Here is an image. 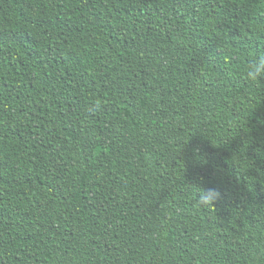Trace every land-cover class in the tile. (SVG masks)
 <instances>
[{
    "label": "trees",
    "instance_id": "1",
    "mask_svg": "<svg viewBox=\"0 0 264 264\" xmlns=\"http://www.w3.org/2000/svg\"><path fill=\"white\" fill-rule=\"evenodd\" d=\"M257 54L264 0H0V264H264Z\"/></svg>",
    "mask_w": 264,
    "mask_h": 264
},
{
    "label": "clouds",
    "instance_id": "2",
    "mask_svg": "<svg viewBox=\"0 0 264 264\" xmlns=\"http://www.w3.org/2000/svg\"><path fill=\"white\" fill-rule=\"evenodd\" d=\"M242 77L249 84L253 85L252 94L258 95L260 92L259 81L264 78V54H257L254 60H251L241 73ZM255 107V106H254ZM253 107V108H254ZM199 199H195L194 205L197 208L211 207L213 202L218 198L219 193L215 190L201 191L199 190Z\"/></svg>",
    "mask_w": 264,
    "mask_h": 264
}]
</instances>
